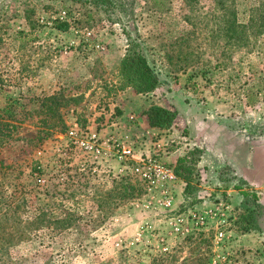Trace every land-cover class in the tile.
I'll list each match as a JSON object with an SVG mask.
<instances>
[{"label":"rangeland","instance_id":"374dc122","mask_svg":"<svg viewBox=\"0 0 264 264\" xmlns=\"http://www.w3.org/2000/svg\"><path fill=\"white\" fill-rule=\"evenodd\" d=\"M75 1L0 0V213L9 210V194L23 186L27 203L21 219L44 215L33 230L39 239L11 247L14 264H264V192L257 195L258 231H237L242 201L232 196L233 212L222 241L215 239V223L209 220L203 228L189 225L183 238L167 239L170 248L165 252L153 234L161 227L166 231L164 222L172 215L144 214V189L129 168L122 170L114 161L90 165L69 136L72 129L89 128L106 137L118 130L123 113L137 123L155 105L153 97H168L193 107L200 117L211 115V125L227 123L232 116L236 127L264 138V29H247L241 48L220 55L217 47L224 41L216 34L220 24L211 0L192 6L183 0H124L127 13L114 15ZM262 2L237 0L240 22L257 17ZM59 22L68 29H55ZM127 35L141 44L160 79L154 92L139 94L140 100L120 75ZM224 133L213 134L221 139ZM132 135L139 139L136 147L142 150L145 141L150 146L142 136ZM186 138L174 142L184 154L196 147ZM206 146L211 153L206 159L214 163L212 143ZM36 163L42 171L40 186L32 174ZM223 176L231 178L227 185L218 187L211 180L204 187L196 170L194 191L183 198V213L213 207L212 197L210 202L202 198L204 191L224 190V198L230 197L226 191L242 185L243 191L252 192L230 171ZM125 178L136 185L129 199L122 197L120 179ZM192 201H208L204 205L210 207ZM67 213L74 215L76 225L51 238L56 230L48 221ZM6 218L9 232V214ZM145 223L152 232L136 241Z\"/></svg>","mask_w":264,"mask_h":264},{"label":"trees","instance_id":"16d2710c","mask_svg":"<svg viewBox=\"0 0 264 264\" xmlns=\"http://www.w3.org/2000/svg\"><path fill=\"white\" fill-rule=\"evenodd\" d=\"M183 1L189 6L197 3V0ZM211 1L214 5L213 16H215V19H217L220 24L216 34L224 41V44H219L217 47L220 55H225L228 49L231 50V48H233L234 50L241 48L243 46V39L247 34V29L256 28L258 31L264 29V0L255 11L257 17L254 18L251 15L247 23L240 22L238 18V11L235 9L237 0ZM75 2L80 1L76 0ZM83 2L99 7L100 11L108 15L127 13V6L125 7L124 0H84ZM27 19H29V17ZM27 22L29 25L31 24L30 20ZM55 29L62 32L66 31L68 29V24L59 22L55 24ZM19 34L22 35L23 33L20 32ZM127 38L128 49L119 67L124 85L133 88L137 94L152 93L160 85V79L150 65L141 44L135 39H131L130 35H127ZM50 100H52V98ZM143 115L146 116L150 128L163 131L171 128L177 116V111L152 105ZM1 144L2 142H0V145ZM200 154V150L191 149L185 153L182 158L178 159L174 167L175 173L184 183V197H191L194 191L192 182L197 170ZM32 174L36 176L35 183L40 186L42 171L38 163L33 166ZM120 185L123 188L122 197L126 199L131 198L136 189V185L131 183L127 178L120 179ZM235 188L239 189L240 187L236 186ZM241 196V213L236 221L237 231L241 234L256 232L259 228L257 222L259 209L258 196L256 193L245 190L241 191ZM197 202L198 201H192V204H196ZM26 203L25 189L23 186H20L9 194V210L5 213H0V264H14L13 258L10 256L11 247H16L22 243H31L34 239H39V234L34 233L33 230L41 226L40 219H42L44 215H39L30 221H23V219H21V213ZM7 214H9V226H11L9 232L5 231V227L8 224L6 218ZM48 222H51L54 226L53 229L56 230L51 232V238L52 236L61 234L59 232L69 229L77 223L72 213H67L64 218ZM3 242L9 243V245L5 246Z\"/></svg>","mask_w":264,"mask_h":264},{"label":"crops","instance_id":"0c3cea01","mask_svg":"<svg viewBox=\"0 0 264 264\" xmlns=\"http://www.w3.org/2000/svg\"><path fill=\"white\" fill-rule=\"evenodd\" d=\"M134 95L135 100H140L139 98L142 96L136 93ZM156 98H152V100H154L153 104L177 111V116L171 128L163 131L152 129L148 125L146 116L139 115L137 117L138 122L136 123L132 119V121L127 120V118H125L127 113H123V115L118 118L120 126L118 127L117 131H119L120 134L131 133L136 134L137 136H142L146 131L157 134V137L161 138L160 142L165 143L163 145L165 146L163 149L164 161L174 167L176 166L178 159L184 156V153L177 145H174V142L179 138L185 139L187 135L188 138H186V140L190 142V146L195 144V149L200 150V152L203 150L200 154V159L197 165V170L204 181L202 184L203 186L209 185V183L207 184L206 181L208 182L211 180L212 184L218 187L227 185L229 183V179L231 178L224 177L223 173L230 171L231 176L235 178V181L240 180L242 183H244L243 186L250 187L252 192L257 193V195L258 193L264 192L263 137L253 136V134L250 133L246 128L239 129V127H236L237 125L231 123L233 122L232 120L234 118L237 119L236 117L231 118V116L228 120H226L227 123L218 125L216 122L211 125L208 121L210 118H212L211 115L204 114L203 117H200V114L196 113L193 107L188 108L189 105L186 103L184 104L185 101L183 100H181V103L184 105H181L176 100H169L168 97ZM148 106H150V104ZM144 109L146 110V107ZM187 130L189 131V134L186 133ZM215 131L219 133V135H222L223 132L225 133L223 134L222 138L219 139L217 138V135L213 134ZM144 143L145 147L142 148L141 152L147 153L150 149V146L146 141ZM210 143H212V146H210L212 148L211 152L216 156V160L213 161L214 163H210L206 159L207 155L209 156L211 154L206 153V145ZM176 144H181V142L177 141ZM240 146H244L245 149L242 151L239 148ZM178 181L179 186L177 188V196L174 202L173 212L171 213L172 216L183 214L184 212L181 207L184 198V183L179 176ZM221 191L224 190H217L215 194L204 191L203 194L205 196L203 195L202 198L207 200L209 197H212L214 199V201L211 202L213 206L220 199H222V195H220V193H222ZM241 191H243L242 188H234L231 191H226V193L230 195V197L226 199L229 203H231L232 207L234 206L232 202L235 196H238V200L242 201ZM219 196H221V198H219ZM232 196H234L233 199ZM208 201L210 202V199ZM207 202L197 203H201L199 207H210V205H204L207 204ZM190 210L191 209L188 211Z\"/></svg>","mask_w":264,"mask_h":264},{"label":"built area","instance_id":"2783aa9c","mask_svg":"<svg viewBox=\"0 0 264 264\" xmlns=\"http://www.w3.org/2000/svg\"><path fill=\"white\" fill-rule=\"evenodd\" d=\"M64 13H62V17ZM70 141L75 150L81 153L90 165H102L114 161L122 170L128 167L141 183L144 189L141 210L149 216L170 215L173 212L174 202L179 186L178 176L174 166L163 159L164 146L160 140L154 139L146 131L144 139L150 142V149L147 153L141 152L135 144L138 138H133L131 133L120 134L115 128L106 137H103L96 129L86 130L72 129L69 132ZM142 140V139H141ZM228 197H222L212 208L197 211H188V215L178 214L165 220L166 231L161 230L153 236H157L162 251H168L170 246L167 239L183 238L193 228H203L209 220L215 223L217 242L225 238V227L228 225V218L232 215L233 207L227 201ZM145 223L139 229L136 241L141 240L145 233H151ZM164 232H166L164 234ZM168 235L169 237L167 238Z\"/></svg>","mask_w":264,"mask_h":264}]
</instances>
